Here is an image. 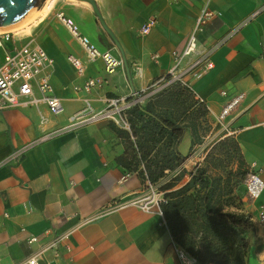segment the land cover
<instances>
[{
	"label": "crops",
	"instance_id": "0c3cea01",
	"mask_svg": "<svg viewBox=\"0 0 264 264\" xmlns=\"http://www.w3.org/2000/svg\"><path fill=\"white\" fill-rule=\"evenodd\" d=\"M93 2L113 39L87 0H45L37 10L46 6L34 22V36L27 29L33 23L13 33L12 44L34 39L52 59L46 72L63 111L53 115L43 102L0 107V264H25L32 249L41 252L43 264H178L162 214L132 204L112 206L144 186L138 171L117 160L126 150V138L118 130L129 127L103 121L75 130L57 129L85 101L98 110L107 97H127L156 85V79L173 67L204 7L216 14L197 30L195 49L181 58L178 70L206 56L211 62L200 78L190 72L183 76L209 110L208 121L227 101L221 91L244 93L231 124L232 137L246 167L254 163L264 180V0ZM59 12L73 19L100 49H109L121 60L114 73L106 74L101 59H88ZM148 20L153 24L142 34ZM68 54L81 60L83 75L70 65ZM2 56L0 49V60ZM88 77L102 82L88 92L76 90ZM34 95L40 96L37 89ZM146 96H140L142 104ZM178 115L180 124L187 123ZM215 135L220 137L219 128ZM209 137L194 143L196 133L186 129L177 146L184 156L180 168L188 157L196 166L204 164L206 151L201 149ZM190 173H184L179 185ZM260 205L264 189L255 200L243 195L239 210L253 217ZM254 226L248 264H264V227L255 222ZM59 234H67L66 239L55 249L46 248ZM34 235L40 239L27 244Z\"/></svg>",
	"mask_w": 264,
	"mask_h": 264
},
{
	"label": "trees",
	"instance_id": "16d2710c",
	"mask_svg": "<svg viewBox=\"0 0 264 264\" xmlns=\"http://www.w3.org/2000/svg\"><path fill=\"white\" fill-rule=\"evenodd\" d=\"M159 78L156 85L135 94L147 96L143 104L136 102L127 111L130 132L118 130L126 138V150L117 160L138 171L143 183L158 186L165 198L160 210L172 239L198 264H248L256 229L249 215L239 210L245 186L242 195L236 186L247 172L232 168L233 162L246 167L237 143L232 136L216 140L204 164L179 185L186 171L180 168L184 156L177 146L187 128L195 134L208 121L207 108L188 84H164L169 73ZM178 113L187 123L178 122Z\"/></svg>",
	"mask_w": 264,
	"mask_h": 264
},
{
	"label": "built area",
	"instance_id": "2783aa9c",
	"mask_svg": "<svg viewBox=\"0 0 264 264\" xmlns=\"http://www.w3.org/2000/svg\"><path fill=\"white\" fill-rule=\"evenodd\" d=\"M215 14V12L207 7L201 9L184 49L177 57L173 67L167 72L170 78L164 84L171 81H179L190 86L189 82L183 78L186 73H192V77L197 79L212 67L211 62L206 56L197 60L183 71L178 70L181 58L189 55L195 49L197 30ZM57 16L69 33L77 39L88 59L94 60L99 58L102 60L106 74L114 73L122 64L121 60L109 49H100L87 35L82 34L73 19L66 17L61 12H59ZM152 24L153 20H148L141 27V33L146 34ZM13 35V31L0 30V49L3 51V56L0 60V107L17 106L26 103L38 104L39 102H43L51 114L57 115L61 113L63 111L62 103L60 99L54 95L49 80V74L46 72L47 68L52 66V59L48 56L43 46L34 39H29L21 45L12 44L14 39ZM9 43L12 45L7 47ZM67 60L78 75H83L84 65L76 55L68 54ZM101 82L102 79L99 77H88L84 80L82 85L76 86L75 89L88 92L91 88L100 85ZM159 87L160 86H158V88ZM35 89L39 92V97H35ZM135 94L136 93H132V97L129 99L127 97L118 96L107 97L105 99V107L98 110L94 109L88 101H85L84 106L70 115L67 123L57 130H75L82 125L103 121L113 122L122 128H128L126 119L127 111L136 102L142 101V97H136ZM221 94L227 96V101L223 104L220 111L213 115V120L208 121L220 129L221 135L219 138L234 135L235 129L231 128V124L234 115L237 113L238 107L244 99L243 92L227 93L223 90ZM208 113L209 110L207 109V114ZM54 133L55 131L45 133L37 140H45ZM244 186L245 197L249 200H255L260 195L262 189H264V180H262L259 169L255 168L254 163L248 167ZM164 202L165 198L162 192L146 180L143 188H141L136 195L127 200L116 202L112 206L119 208L132 204L144 211L162 214L160 205ZM249 217L253 223L255 222L257 225L264 227V205H260L257 208L256 214L253 217ZM66 237L67 234L55 236L46 248L55 249ZM39 239V236L34 235L27 238L26 242L31 245ZM171 247L176 255L178 264H198L194 256L183 249L173 239L171 240ZM24 263L43 264L41 252L32 249L30 254L25 258Z\"/></svg>",
	"mask_w": 264,
	"mask_h": 264
},
{
	"label": "water",
	"instance_id": "95a60500",
	"mask_svg": "<svg viewBox=\"0 0 264 264\" xmlns=\"http://www.w3.org/2000/svg\"><path fill=\"white\" fill-rule=\"evenodd\" d=\"M44 1L45 0H0V30L22 24L40 8ZM87 1L92 5L103 27L112 37L111 32L106 28L95 8L93 0Z\"/></svg>",
	"mask_w": 264,
	"mask_h": 264
},
{
	"label": "rangeland",
	"instance_id": "374dc122",
	"mask_svg": "<svg viewBox=\"0 0 264 264\" xmlns=\"http://www.w3.org/2000/svg\"><path fill=\"white\" fill-rule=\"evenodd\" d=\"M34 22L33 24L29 25L28 26V30L30 31V35L33 37L34 36ZM30 28V29H29ZM25 31V30H24ZM27 32V31H25ZM23 32V33H25ZM21 33V34H23ZM217 127L213 124V123H210L208 121H203L202 124L200 125V127H198L196 129V143L199 144V143H202L204 141V137L206 135L209 134V139L206 140V142L204 143L202 149H201V152H207L209 147L216 141L219 139L218 135H215L214 137L212 136L214 133H216L217 131ZM203 131V132H202ZM199 142V143H198ZM206 154V153H205ZM187 161H184L183 163L185 164L186 163V166L184 167V164L182 165V168H184V170L186 171V173L188 172H192L193 169H195L197 166L194 165L192 163V161L189 159V157L186 159ZM203 162V160H202ZM196 166V167H195ZM232 168L233 169H237V168H242L244 170H246V172L248 173V167H243L242 165H237V162H233L232 163ZM246 173V175H247ZM188 176V175H187ZM186 176V177H187ZM188 178V177H187ZM246 178V176H245ZM245 180V179H244ZM244 181L241 183V184H238L236 186V189H237V192H239V194H243V190H244V185H243ZM156 188L158 187L157 185H154Z\"/></svg>",
	"mask_w": 264,
	"mask_h": 264
},
{
	"label": "bare ground",
	"instance_id": "6f19581e",
	"mask_svg": "<svg viewBox=\"0 0 264 264\" xmlns=\"http://www.w3.org/2000/svg\"><path fill=\"white\" fill-rule=\"evenodd\" d=\"M45 7L42 8L40 11H35L26 21H24L22 24L14 26V27H10L4 30H10L13 31V33L17 34L19 31H21L22 29L27 28V26L33 22L36 21L38 14L43 13L45 11Z\"/></svg>",
	"mask_w": 264,
	"mask_h": 264
}]
</instances>
